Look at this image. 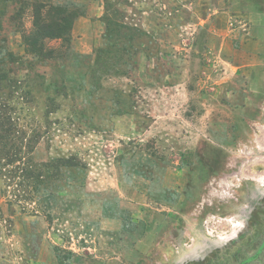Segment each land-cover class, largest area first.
Segmentation results:
<instances>
[{"label":"rangeland","instance_id":"374dc122","mask_svg":"<svg viewBox=\"0 0 264 264\" xmlns=\"http://www.w3.org/2000/svg\"><path fill=\"white\" fill-rule=\"evenodd\" d=\"M0 102V264H264V0H0Z\"/></svg>","mask_w":264,"mask_h":264},{"label":"trees","instance_id":"16d2710c","mask_svg":"<svg viewBox=\"0 0 264 264\" xmlns=\"http://www.w3.org/2000/svg\"><path fill=\"white\" fill-rule=\"evenodd\" d=\"M57 12L59 11L57 10ZM118 13L119 10L117 8L113 10L114 16H116V14ZM114 16H112V14H109L108 8H106L104 20L106 24V31L104 34V38L107 42L111 41V44L107 47L100 48L98 52L102 54L103 52L109 54L112 50L113 54V52L116 50L115 54L113 55H119L120 41L123 39H127V47H124V49L130 56L129 47L133 46L135 39H137L141 33L136 26L128 24L124 21L121 22L117 17ZM58 18L59 19L56 18V20L49 21L46 26L43 27V30L40 33L43 38L54 37L58 35L57 31H63V25H61L60 20H66L67 16L65 13H63V15L59 16ZM112 47H116V49L113 51ZM109 63L110 62L108 61L107 63L103 64L105 67L102 66L105 68L104 72L106 73L108 72ZM10 109L11 108L7 104L0 102V169L9 165L16 164V170L14 171L11 169L8 172V177L11 180L20 179L17 183L21 186L23 185V181L25 180L28 181L29 184L35 181L36 184L42 183V176L45 174L43 173V171L36 173V169L34 167L35 163H31L32 158L30 156H27L34 150L35 145H33V139L27 138V132L19 128L15 118L10 113ZM64 162L67 163L70 161L64 160ZM66 163L65 165H67ZM40 165L46 166V164L43 163L39 164V166ZM48 166L49 169H52L51 166L53 165L50 164ZM48 174L50 173L48 172L45 176L50 178L51 176H48ZM23 190L25 191V193H27L28 188L26 187Z\"/></svg>","mask_w":264,"mask_h":264}]
</instances>
